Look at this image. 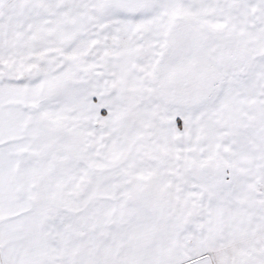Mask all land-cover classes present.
<instances>
[{"label":"snow or ice","instance_id":"snow-or-ice-1","mask_svg":"<svg viewBox=\"0 0 264 264\" xmlns=\"http://www.w3.org/2000/svg\"><path fill=\"white\" fill-rule=\"evenodd\" d=\"M0 264H264V0H0Z\"/></svg>","mask_w":264,"mask_h":264}]
</instances>
